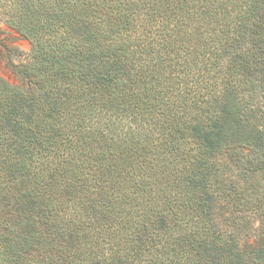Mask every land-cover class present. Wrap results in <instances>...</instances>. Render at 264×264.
Wrapping results in <instances>:
<instances>
[{"label": "trees", "instance_id": "16d2710c", "mask_svg": "<svg viewBox=\"0 0 264 264\" xmlns=\"http://www.w3.org/2000/svg\"><path fill=\"white\" fill-rule=\"evenodd\" d=\"M0 264H264V0H0Z\"/></svg>", "mask_w": 264, "mask_h": 264}, {"label": "rangeland", "instance_id": "374dc122", "mask_svg": "<svg viewBox=\"0 0 264 264\" xmlns=\"http://www.w3.org/2000/svg\"><path fill=\"white\" fill-rule=\"evenodd\" d=\"M30 47L29 41L15 31L2 27L0 34V76L4 79L15 82V74L11 70V63L18 59L12 53L14 49L27 51Z\"/></svg>", "mask_w": 264, "mask_h": 264}]
</instances>
